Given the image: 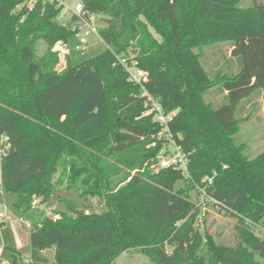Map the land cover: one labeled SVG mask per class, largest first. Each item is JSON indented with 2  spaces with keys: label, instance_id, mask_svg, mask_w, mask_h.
<instances>
[{
  "label": "trees",
  "instance_id": "trees-1",
  "mask_svg": "<svg viewBox=\"0 0 264 264\" xmlns=\"http://www.w3.org/2000/svg\"><path fill=\"white\" fill-rule=\"evenodd\" d=\"M61 1L0 0V189L16 196L19 215L50 202L65 181L104 209L63 200L64 211L31 225L29 263L50 264L43 253L53 250L52 264H115L129 251L154 264H264V242L247 223L264 232V151L250 158L235 139L257 99L264 104V0L248 8L242 0H82L106 22L98 29L107 49L58 70L55 48L76 36L78 21H59ZM218 44L232 52L210 77L204 49ZM117 57L147 73L144 88ZM217 87L215 107L205 96ZM145 92L166 113L178 110L170 129L190 153L189 176L156 171L160 126L144 116ZM206 206L238 220L236 246L201 229ZM9 250L11 264H24Z\"/></svg>",
  "mask_w": 264,
  "mask_h": 264
},
{
  "label": "rangeland",
  "instance_id": "rangeland-1",
  "mask_svg": "<svg viewBox=\"0 0 264 264\" xmlns=\"http://www.w3.org/2000/svg\"><path fill=\"white\" fill-rule=\"evenodd\" d=\"M30 2V0H29ZM28 2V3H29ZM68 8L72 9L74 6V0L65 1ZM30 7L33 4L29 3ZM251 5V0H242L240 7L248 8ZM63 12V11H62ZM61 12V13H62ZM100 27L106 26L104 19L98 21ZM159 39V38H158ZM79 40L75 36L72 38L66 46L61 47L57 45L55 50L59 52L61 70L67 66L68 59L71 60L73 66H78L85 61L96 57L103 53L107 46L102 41L101 38L97 36H91L89 39V45L83 52L76 51L75 47L78 45ZM47 47L44 42H40L38 45V54L43 55ZM232 48L225 46L223 44H218L212 47H206L204 49V63H206L205 68L208 71L210 77L213 71L220 67H215V62L221 60V56L231 54ZM58 66V67H59ZM225 69V67H224ZM219 87L213 89L212 93H207L205 99L207 102L216 103L222 101L223 97L216 94ZM257 111L251 117L249 121L241 124L240 133L235 137L236 142L246 144L248 150L246 154L250 158H255L257 155L264 151V104L261 98L257 99ZM251 148V149H250ZM250 149V150H249ZM1 153H0V180H1ZM135 174V172L133 173ZM178 189L183 187V183L179 182L176 186ZM1 190V189H0ZM0 195V200H1ZM4 200L6 205H4L3 200L0 202V214H6L4 221L7 223V227L0 228V264H11V249H16L24 261V264H30L29 260L31 257V247L29 241V229L28 225L41 224L45 218H54V213L58 211H64L65 205L63 200L73 201L80 211L91 212L97 211L101 212L104 207L103 203L99 198H80L78 192L69 191L67 189V181H65L61 186H58L57 192L48 203L37 202L33 209L27 212L25 215H19L15 212L13 204L16 201V196L13 194H4ZM192 201L197 202L198 198L196 193L192 194ZM203 212H207L205 215L204 231L207 230L208 233L214 237L218 244H224L227 246H236L240 241L239 233L237 230L238 220L232 216L219 212L217 209L211 206L203 207ZM23 219V222L20 219ZM2 221V220H1ZM257 236L264 242V232L263 230L256 232ZM263 247V246H261ZM45 257L49 260L50 264L54 262V251L48 250L45 253ZM115 264H154L149 257L138 252L129 251L123 253L115 262Z\"/></svg>",
  "mask_w": 264,
  "mask_h": 264
},
{
  "label": "built area",
  "instance_id": "built-area-1",
  "mask_svg": "<svg viewBox=\"0 0 264 264\" xmlns=\"http://www.w3.org/2000/svg\"><path fill=\"white\" fill-rule=\"evenodd\" d=\"M35 2H37V0H30L29 3L34 5ZM59 6L63 8L59 21L68 24L70 16L76 15L78 17L77 23L73 26L74 30H77L76 37L79 40L78 45L75 47L76 51L83 52L86 50L89 45V39L92 35L100 38L98 29L99 20L95 15H92L85 10L82 0H74V6L72 9L68 8L64 1H61ZM117 59L119 64L123 66L124 70L127 72L129 82L143 87L144 83L148 80L147 73L137 68L135 65L130 64L127 58L117 57ZM144 96H147V111L144 113V116H153L160 126L158 141L153 144V146H156L157 144L161 146L157 155L156 171L173 167L182 171L184 175L189 176L190 153L186 152L178 142V139L180 140L182 137L180 135L175 136L170 129V124L174 121V117L178 113V110L166 113L162 105L156 102L147 92L144 93ZM2 143H7V139L3 140ZM7 148H9L8 145ZM2 153L3 151L1 150V154ZM204 182H207L208 185H212L213 178H206ZM200 191L201 200L204 202V197L207 196L206 189L200 188ZM210 202L214 203L215 201L214 199H210ZM5 217V214H0V220L5 219ZM20 221L22 222V219ZM247 223L256 232L263 230L260 226L252 222L248 221Z\"/></svg>",
  "mask_w": 264,
  "mask_h": 264
},
{
  "label": "crops",
  "instance_id": "crops-1",
  "mask_svg": "<svg viewBox=\"0 0 264 264\" xmlns=\"http://www.w3.org/2000/svg\"><path fill=\"white\" fill-rule=\"evenodd\" d=\"M231 52H232V51H231ZM229 56H231V54H230ZM261 100L263 101V99H261ZM0 153H1V150H0ZM0 186H1V180H0ZM0 195H1V197H2L1 200H3L4 205L7 206V205H6V202H5L4 198H3V197H4V194H3V192H2L1 190H0ZM1 200H0V202H1ZM1 214H4V213H1ZM5 216H6V214H5ZM21 219H22V218H21ZM21 219H20V220H21ZM1 222H3V224H4L3 227H4V228L7 227V223L4 221V219H3ZM22 222H23V219H22ZM31 225H32V223H30V224L28 225V229H29V241H30V227H31ZM3 227H1V228H3ZM15 250H16V249H15ZM45 253H46V252L43 253V256H44V257H45ZM45 258H46V257H45ZM48 261H49V260H48ZM49 263H50V262H49Z\"/></svg>",
  "mask_w": 264,
  "mask_h": 264
},
{
  "label": "water",
  "instance_id": "water-1",
  "mask_svg": "<svg viewBox=\"0 0 264 264\" xmlns=\"http://www.w3.org/2000/svg\"><path fill=\"white\" fill-rule=\"evenodd\" d=\"M61 67H62V66H59V67H58V70H61ZM80 214H82V212H80ZM260 248L262 249V252H264V247H260Z\"/></svg>",
  "mask_w": 264,
  "mask_h": 264
}]
</instances>
